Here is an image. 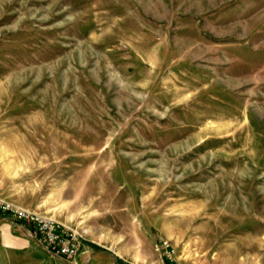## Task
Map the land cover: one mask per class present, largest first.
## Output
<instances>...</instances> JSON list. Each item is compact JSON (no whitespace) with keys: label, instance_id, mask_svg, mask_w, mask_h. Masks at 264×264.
<instances>
[{"label":"rangeland","instance_id":"obj_1","mask_svg":"<svg viewBox=\"0 0 264 264\" xmlns=\"http://www.w3.org/2000/svg\"><path fill=\"white\" fill-rule=\"evenodd\" d=\"M0 199L126 264H264V0H0Z\"/></svg>","mask_w":264,"mask_h":264},{"label":"crops","instance_id":"obj_2","mask_svg":"<svg viewBox=\"0 0 264 264\" xmlns=\"http://www.w3.org/2000/svg\"><path fill=\"white\" fill-rule=\"evenodd\" d=\"M0 264H126L96 243H84L74 261L51 252L30 227L0 216ZM132 264V263H131ZM137 264V263H136Z\"/></svg>","mask_w":264,"mask_h":264},{"label":"built area","instance_id":"obj_3","mask_svg":"<svg viewBox=\"0 0 264 264\" xmlns=\"http://www.w3.org/2000/svg\"><path fill=\"white\" fill-rule=\"evenodd\" d=\"M0 216L27 225L30 232L37 235L51 252L68 261H74L82 249L78 233L56 219L17 206L5 199H0ZM162 245L167 249L170 247L168 241H164Z\"/></svg>","mask_w":264,"mask_h":264}]
</instances>
